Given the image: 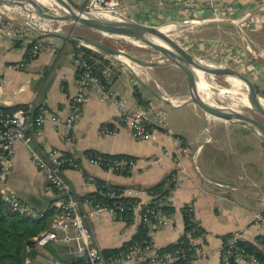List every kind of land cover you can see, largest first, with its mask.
<instances>
[{
    "label": "crops",
    "instance_id": "0c3cea01",
    "mask_svg": "<svg viewBox=\"0 0 264 264\" xmlns=\"http://www.w3.org/2000/svg\"><path fill=\"white\" fill-rule=\"evenodd\" d=\"M68 1L83 9L87 2ZM122 6L120 19L174 28L197 56L237 70L255 89H264V0H122ZM54 25L88 37L82 32L88 29L83 27L60 22ZM24 47L0 41V71L5 78L0 107L14 111L43 105L55 115L56 121L44 123L43 137L33 139V145L40 151L55 148L74 157L79 169L62 172L74 196L96 193L97 180L132 189L140 202H148L152 200L148 189L164 183L173 173L182 186L170 195L169 223L148 234L154 247L160 249L181 238L183 208L188 205L204 232V253L191 264H219L223 237L234 232L247 241L264 238V219L254 222L257 214L264 213V137L256 130L209 116L194 105L170 108L142 88V97L148 103L143 107L146 120L153 127L151 138L134 140L124 127L117 128L114 135H100L101 128L114 124L115 109L101 104L99 92L93 88L82 109L76 136L69 140L65 137L64 118L75 91L72 59L78 46L68 43L54 55L53 48L45 45L29 62H24ZM20 62L24 63L22 70L8 68ZM104 67L110 68L108 87L138 104L132 96L137 83L130 72L113 63ZM135 70L144 81L152 80L148 85L157 87L153 86L155 80L150 72ZM166 96L175 98L172 94ZM15 148L13 158L3 164L11 165L2 182L4 190L39 211H47L57 198L56 191L34 167L27 148L22 143ZM86 151L126 155L135 159L136 166L128 174H115L88 163ZM86 177L92 182L86 183ZM83 223L92 243L101 251L120 248L139 227L137 218L125 221L108 213L85 218ZM35 249L48 264L77 260L74 243L61 238ZM26 264L40 263L28 255Z\"/></svg>",
    "mask_w": 264,
    "mask_h": 264
},
{
    "label": "built area",
    "instance_id": "2783aa9c",
    "mask_svg": "<svg viewBox=\"0 0 264 264\" xmlns=\"http://www.w3.org/2000/svg\"><path fill=\"white\" fill-rule=\"evenodd\" d=\"M122 9V0H87L84 11L117 18ZM32 39L33 37L23 25L10 20L0 10V41H19L26 46ZM43 48L42 45L34 44L30 54L40 53ZM72 63L76 69V85L75 91L69 99L64 118L67 139L73 140L76 136L82 109L87 105L89 94L93 88L99 92L101 104L111 105L115 109L114 124L109 128H101L100 135H114L117 128L124 127L134 140L148 141L151 138L153 127L146 120L144 108L131 99L117 95L108 87L109 67H104L101 71V77L107 80L106 83H103L94 66L81 53L74 55ZM8 68L22 70L24 63H14ZM4 83V73L0 71V97ZM48 120L55 122L56 118L43 105L36 106L31 110L17 109L14 111H5L0 107L1 179L11 169L10 164L7 166H3V164L10 162L15 154L16 145L22 143L27 148L34 167L57 193V198L51 201L48 207V210L54 211L49 229L34 238L36 247H44L61 238L65 242L72 241L74 243L75 259L82 260V264H175L184 250L161 252L160 249L154 247L149 236L139 242H134L127 248H120L116 253L105 256L92 243L83 220L97 217L102 213L116 217L120 213L129 211L131 219L137 218L139 225L146 226L149 234L169 223V216L159 207L168 205L171 193L174 189L182 186V181L174 174L171 176L166 183L168 194L158 203L157 207H151L149 205L151 201L140 202V200L129 206H125L121 202L107 204L106 202L93 203L88 199L79 201L74 198L70 185L62 176L65 169H79L75 159L65 156L58 149L48 148L45 151H40L33 145V139L43 137V125ZM86 160L92 165L115 174L131 172L136 166V161L132 158L109 159L102 155H92ZM90 182L92 179L86 177V183ZM2 184L0 182L1 199L12 213L33 221L43 218L45 211H39L25 204L15 195L5 191ZM107 195L110 198H137V192L132 189H126L119 194L113 189H108ZM186 207L189 214L192 215L191 206ZM262 219H264V213L257 214L254 222L257 223ZM197 230H186L181 236L186 238L189 244L186 251L190 253V258L185 264H191L204 253L202 244L204 234ZM246 244L252 245L254 249H248ZM219 254V264H264V238L247 241L238 232H234L226 243L221 244Z\"/></svg>",
    "mask_w": 264,
    "mask_h": 264
},
{
    "label": "water",
    "instance_id": "95a60500",
    "mask_svg": "<svg viewBox=\"0 0 264 264\" xmlns=\"http://www.w3.org/2000/svg\"><path fill=\"white\" fill-rule=\"evenodd\" d=\"M45 1L47 3H43L41 0H0V10L10 20L34 32L40 38V43L53 48L54 55H57L68 43L91 49L113 63L127 69L139 86L170 108L177 109L180 106L194 105L209 116L230 124H240L252 128L264 137V104L260 98V95H264V89H255L251 84L240 88L235 87L223 79L220 73L212 69L205 60L197 56L184 40L169 33V31H163L162 27L138 24L120 19V17L116 19L123 22L118 23L105 18L103 15L79 9L67 0ZM59 22L83 27L113 41L151 49L161 57L152 62L142 61L130 54L111 48L100 41L77 35L73 32L63 31L54 25V23ZM164 44L176 50L183 57V60L164 49L162 47ZM120 58H125L130 64L121 61ZM164 62L176 67L186 79L188 99L183 105L148 85L131 65L132 63L140 67L152 68ZM226 68L235 73H240L230 67ZM196 74H200L204 79L207 78L215 82L227 94L236 98H245L249 107L256 113L258 118L242 114L229 107H220L204 101L200 95L195 93L192 85V80ZM29 256L40 264H48L46 257L36 249L31 250Z\"/></svg>",
    "mask_w": 264,
    "mask_h": 264
},
{
    "label": "trees",
    "instance_id": "16d2710c",
    "mask_svg": "<svg viewBox=\"0 0 264 264\" xmlns=\"http://www.w3.org/2000/svg\"><path fill=\"white\" fill-rule=\"evenodd\" d=\"M72 2V1H70ZM74 6H76L79 9H83V7H79L75 3L72 2ZM34 44H39L42 46V43H40L39 37H33L32 41L26 45L25 48V54H24V62H29L30 60H33L37 57V54L32 55L30 54V51ZM21 43L19 41L14 42V46H20ZM82 54L84 58H86L89 63H91L94 66V69L98 76L101 77V71L104 69V65L110 64L111 61L104 58L101 54L92 51L91 49L78 46L76 47L74 51V55ZM97 61H100L99 64ZM101 80L103 83H106V79L101 77ZM257 89V88H256ZM142 87L136 84L133 88L132 96L137 101L141 107H146L148 105L147 102L144 101L142 97ZM5 111H8V109H3ZM31 110V109H27ZM12 111V110H10ZM65 156L72 157L73 156L69 154H64ZM85 158L90 157L92 155H102L104 157H108L109 159H121V158H132L126 155H108V154H102L94 151H86L84 153ZM134 159V158H132ZM76 161V160H75ZM78 168L79 164L76 161ZM129 172L121 173V174H128ZM1 174V172H0ZM170 174L168 178L164 181L162 184L155 185L153 187H150L148 189V192L150 195H152V200L150 202L151 207H157L158 203L161 202L164 197L168 194V188L166 187V183L169 181L171 176ZM4 180V177L1 179L0 182L2 183ZM97 191L96 193L86 195L84 197H76L74 198L78 199L79 201H83L85 199H88L92 201L93 203L97 202H106L107 204H111L113 202H121L125 206H129L130 204H134L136 201H139L137 198H125V197H116V198H110L107 195L108 189H113L117 194L120 192H123L126 190L125 188L116 187L113 185H110L108 183L97 181ZM104 186V187H103ZM162 209L166 215L171 214V209L168 205H163L159 207ZM54 215V211L47 210L44 213L43 218L37 221H33L30 218H26L23 216H20L16 213H12L7 206L6 203H4L0 196V264H26V260L28 258L29 252L36 247L34 238L38 236L41 232L46 231L49 229V224L51 221L52 216ZM118 219H123L125 221H130L131 214L129 211H125L124 213H120L116 216ZM183 218H184V231L186 230H192L198 228L199 231H201L203 234V230L199 226V224L193 219L192 215L189 214L187 211V207L183 208ZM197 230V231H198ZM148 229L144 225H139L138 231L136 234L132 237V239L125 243L120 248H127L130 245H132L134 242H139L143 239L148 238ZM230 234L223 237V243H226L228 239L230 238ZM256 239H261V237H257ZM187 247H189V244L186 240V238L181 237L177 241L170 243L169 245L160 248L161 252H174L176 250H184L180 257L176 260L175 264H185L189 258L190 253L186 251ZM246 247L248 249H254L252 245L246 244ZM108 249V250H102V253L105 256L111 255L113 253H116L118 249ZM66 264H82V260H73V262H67Z\"/></svg>",
    "mask_w": 264,
    "mask_h": 264
},
{
    "label": "rangeland",
    "instance_id": "374dc122",
    "mask_svg": "<svg viewBox=\"0 0 264 264\" xmlns=\"http://www.w3.org/2000/svg\"><path fill=\"white\" fill-rule=\"evenodd\" d=\"M82 32L87 34L89 38L94 37L93 38L94 40L100 41L101 43H103V44H105L111 48L117 49L123 53L130 54L131 56H133L137 59H140L142 61L152 62V61H155L161 57L157 52H155L151 49H148V48H144L142 46L138 47V46H135L132 44L124 43V42L113 41V40L107 39V38H105V37H103L97 33L91 32L90 30L89 31L84 30ZM176 32L177 31L174 28L169 29V33L177 36L178 38H181L179 35H177ZM201 59H203V58H201ZM203 60L217 63L215 61H211V60H207V59H203ZM113 64H115V63H113ZM217 64L223 65L221 63H217ZM131 65H133V67L135 69H143V71H148L152 74V76H153L152 79L155 80V82L153 83L154 84L153 86H157V87H152V88H154V89L156 88L155 89L156 91H158L164 95L165 94L166 95L172 94L175 97L174 99L173 98L172 99L175 100L176 102L177 101L183 102V101H186L188 99L186 79L183 76V74L173 65L168 64L167 62H164V63L158 65L157 67H153V68H141L140 66L134 65L132 63H131ZM118 66H120V65H118ZM223 66L228 67L226 65H223ZM222 78L226 80V78H224V77H222ZM205 80L209 84L211 83L210 88H207V90L211 91V93H212L209 98L213 104H215L216 106H220V107H230V106H232V104H236L235 108L238 109L240 113L254 117V118H258L256 113L251 108L244 107L240 102L238 103L236 101L237 98H235V96L227 94L221 86H219L215 82L211 81L210 79L205 78ZM151 81L152 80L150 79V80L146 81V83L149 84V83H151ZM221 90L224 92V95L221 97H218L217 94H219V96H220L221 94L219 93V91H221ZM263 96H261V97L264 98Z\"/></svg>",
    "mask_w": 264,
    "mask_h": 264
},
{
    "label": "bare ground",
    "instance_id": "6f19581e",
    "mask_svg": "<svg viewBox=\"0 0 264 264\" xmlns=\"http://www.w3.org/2000/svg\"><path fill=\"white\" fill-rule=\"evenodd\" d=\"M43 3H47L45 0H41ZM105 18H108V19H111L113 21H116L118 23H122L123 21L122 20H119V19H116V18H112L110 16H106V15H103ZM189 26V25H188ZM162 30L163 31H169V29H167L166 27H162ZM184 33V32H183ZM141 47V46H139ZM162 47L164 49H166L167 51L173 53L174 55H176L178 58L182 59L183 60V57L176 51L174 50L173 48H171L170 46L168 45H162ZM121 61L125 62V63H128L130 64L125 58H120ZM207 64L212 68L214 69L215 71H217L218 73H220V75L224 78H226V80L231 83L232 85H234L235 87H242L244 85H247V84H251L247 78L245 76H243L242 74L240 73H235L234 71L232 70H227V68L223 65H219L217 63H214V62H209V61H206ZM211 84V83H210ZM205 79L204 77H202L200 74H196L192 80V85L194 87V91L197 95H200V97L202 99H204V101H206L207 103L209 104H212V105H215L211 102L210 100V95L212 94L211 91H208L207 88H210V85ZM252 85V84H251ZM218 92V91H217ZM219 93L221 94L219 96V94H217L218 97H221L224 95V92L221 90L219 91ZM214 94V93H213ZM236 98V97H235ZM261 100H262V103L264 104V98H262L260 96ZM214 99V98H213ZM238 103L240 102L244 107H247V108H250L249 107V104L248 102L246 101L245 98H237L236 100ZM185 103L184 102H179V104H183ZM219 105V104H218ZM236 104H232V106H230L229 108L231 109H234L236 111H239L238 109L235 108Z\"/></svg>",
    "mask_w": 264,
    "mask_h": 264
}]
</instances>
